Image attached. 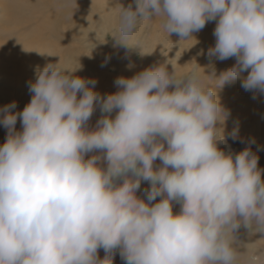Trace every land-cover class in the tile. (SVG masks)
I'll list each match as a JSON object with an SVG mask.
<instances>
[{
    "label": "clouds",
    "instance_id": "obj_1",
    "mask_svg": "<svg viewBox=\"0 0 264 264\" xmlns=\"http://www.w3.org/2000/svg\"><path fill=\"white\" fill-rule=\"evenodd\" d=\"M134 4L119 8L116 45L141 49V21L159 18L180 40L214 21L207 56L234 63L217 75L169 60L116 77L104 95L75 75L79 64L36 66L23 109L0 107V264H112L117 251L124 264H264L236 236L264 234V169L254 139L218 146L230 111L217 92L239 80L264 96V0Z\"/></svg>",
    "mask_w": 264,
    "mask_h": 264
},
{
    "label": "bare ground",
    "instance_id": "obj_2",
    "mask_svg": "<svg viewBox=\"0 0 264 264\" xmlns=\"http://www.w3.org/2000/svg\"><path fill=\"white\" fill-rule=\"evenodd\" d=\"M101 3L102 0H0L2 8L0 27L5 28V33L0 34V41L4 44V49H1L2 45H0V56H3L1 57L3 58L2 61L0 59V67L5 66L4 74H0V81H4L6 86L13 88L11 94L6 93L10 99H13L15 103L20 101L22 105L29 102L30 93H27L29 92L28 82L35 79L34 70L36 66L42 68L47 63H56L55 53L59 45L57 42V36H60L59 28L68 25L66 29L68 33H81L80 24L85 19L84 12L90 9L94 10L96 6H101ZM102 7L107 10V5L103 4ZM102 7L99 8L101 11L103 9ZM155 24L150 25L152 32L148 39L150 38L152 40V38H156L160 41L161 45H159V49H156L151 57L150 49L148 50L144 44H141V49L139 47L132 48L128 63L116 64L112 67L117 73L125 76L124 73L126 72L128 64L131 63L133 65L132 68L135 67L136 69L142 65V62L149 59V57L152 58L150 65H158L169 60H176L181 66L192 62L201 67L207 66L206 70H204L205 74L215 72L217 75L234 63V58L220 61L215 58L210 60L207 57L208 48L215 43L213 36L214 21L207 22L201 31L193 33L196 42L194 39L180 40L176 34H170L168 36L161 24ZM60 30L62 32V29ZM59 38L61 39V36ZM63 38H66V35ZM23 47L33 50H25ZM198 48L202 51V54H198ZM152 50L154 52V47H152ZM69 53L65 47L59 56L61 58L60 62L71 68L70 61L79 63L82 58L79 55L72 56ZM5 55V60H10L6 62H10L12 66H6L8 64L4 62ZM62 57H65V59ZM202 58L205 59L202 60ZM12 62H22L24 65H14ZM76 65L78 66V64ZM91 65L92 69L97 68L95 63ZM167 67L169 71H172L171 64H168ZM97 80L101 83L94 90L98 92L102 89L104 93L106 92L104 86H109L111 83L113 85L115 78H107V81L105 80L104 82L101 79ZM237 81L239 80L233 83ZM16 89H19L22 93H18ZM217 92L218 94L221 93V104L230 111V116L225 122L224 135L230 134L234 127L238 128L239 134L244 133L243 131L247 129V132L254 134L252 136L259 141L260 146H264V102L257 97L248 108L247 98L242 94L239 95L236 93L232 100H230L228 97L231 93L228 91L223 92L221 88ZM256 108L262 110H256ZM242 148L244 147H237L233 152L240 151ZM147 187L149 185L146 182H142L141 190L137 194L143 196V189ZM173 210L178 211L179 205L174 203ZM236 236L244 239L239 231Z\"/></svg>",
    "mask_w": 264,
    "mask_h": 264
},
{
    "label": "rangeland",
    "instance_id": "obj_3",
    "mask_svg": "<svg viewBox=\"0 0 264 264\" xmlns=\"http://www.w3.org/2000/svg\"><path fill=\"white\" fill-rule=\"evenodd\" d=\"M101 4H102L101 6H96L94 10L90 9L84 12L85 19H83L80 24V30H82L81 33L78 34L68 33V31H66L68 25L61 26L59 28L61 39L59 38L60 36H57L58 37L57 42L59 43V45L56 48V53H55L56 62L60 61L61 58L59 55L60 53L63 52V48L65 47L67 48L68 52H70L69 54H71L72 56L79 55V57L82 58L80 59L81 61L79 63H77L76 61H70L71 67L77 66L76 64H79L81 67L77 70L75 75H78L85 79H95L97 81L95 88L98 87V85L101 83L97 79H101L104 82L105 80L107 81V78L109 79L110 77L116 78L118 76H121V74L117 73V71H115L112 67H114L116 64L121 65V63L122 64L128 63L129 61L128 58L132 53V48L129 49L123 45H116L115 40H113L114 38L111 35L114 32L118 22V13L120 6L122 5L124 7H127L129 4H132L133 7H135L134 0H102ZM103 4L107 5V10H105L102 7ZM101 7L103 8L102 11L105 12H102L99 9ZM0 15L2 16L1 5H0ZM153 23H156L155 25H157V24H161V21L160 19H155V18L150 22L141 21L137 25V29H136L137 39L140 41L141 44L146 45L145 47L148 50L150 49V56L152 55V53H155L156 49H159L158 47L159 45H161L160 41H158L156 38H152V40H150V38L148 39L149 35L152 32L150 25ZM0 29H1L0 34L1 33L4 34L5 28L0 27ZM60 29H62V32ZM65 35L67 39L63 38ZM0 45H2L1 49H4V44L2 41H0ZM152 47H154V52L153 50L151 51ZM198 54H202V51L199 48H198ZM1 57L3 56L2 55L0 56V59L2 61L3 58ZM5 57L6 55L4 56V62L10 61V60H5ZM106 57H109L107 61H106ZM151 57H149V59L142 62L141 63L142 65L136 68L137 70L135 69V67L134 68L127 67L126 72L124 73L125 77H131L136 72H139L144 68L148 67L151 64V59H152ZM62 58L65 59V57ZM203 59L205 58H202V60ZM209 59L212 60L213 58H209ZM93 63L97 65L96 69H92L91 64ZM6 64H8L6 65L8 67L12 66L10 62H6ZM13 64L22 65V66L24 65V63L22 62L13 63ZM4 67H0V72L3 71L0 74H4L5 72ZM202 68L203 70H206L207 66ZM104 87L106 92L103 93L101 88H100L101 90L98 91L99 93H102L101 95L116 91V86H114V84L112 85V83L111 85L109 86L105 85ZM222 89L223 92L228 91L229 93H231V95L229 94L228 97L230 100H232V98L236 93L245 96L248 101V108L252 105V102L255 101V99L252 98V93L249 91H245L240 86V81H237L236 83L233 82L226 83ZM11 90L13 91L12 87H8L6 86V83L4 81H0V107H3L5 104L13 102V99H10L9 95H6V93L11 94L12 93ZM16 91L18 93H22L19 89H16ZM220 94H218L219 98L221 97ZM257 97L259 98V100L264 102V96L257 95ZM16 106H17V110L19 111L22 110L25 105H22V103L19 101L16 102ZM256 110H262V109L256 108ZM100 115L101 113L99 107L97 106L90 121L88 122L89 128L95 126L96 120ZM16 127L18 130L20 129L19 119L17 120ZM246 130L247 129L243 131L244 133H240L238 138L235 140L231 138L230 134L224 135L225 140L223 142H220L218 146L226 152L229 150L234 151L235 149H237V147H241V146L245 147V144L249 139H254V143L251 144V148L254 152H256V154L259 157L258 166L261 169H264V146H260L259 141L252 136L254 134H251L252 132L250 133L247 132ZM5 135H6L5 128L2 125H0V144H3L5 140ZM241 138L244 139L245 143H241ZM256 142L258 145L256 144ZM157 163H159V161ZM261 176L264 179V171H262ZM239 232H241V235L244 237V239H240L239 237H237V241L240 245L241 251L246 250L244 246L247 244L249 248L264 250V234L257 232L249 235L248 230L244 229L243 227L239 230ZM97 254L98 257L102 260L105 257L104 249L99 248L97 250ZM112 264H124V262L120 258L118 251L114 254L112 258Z\"/></svg>",
    "mask_w": 264,
    "mask_h": 264
}]
</instances>
